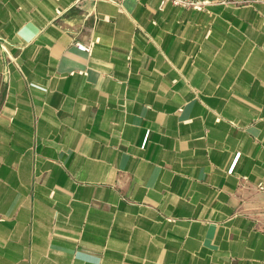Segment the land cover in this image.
<instances>
[{
  "label": "crops",
  "instance_id": "obj_1",
  "mask_svg": "<svg viewBox=\"0 0 264 264\" xmlns=\"http://www.w3.org/2000/svg\"><path fill=\"white\" fill-rule=\"evenodd\" d=\"M196 1L0 0V264H264V0Z\"/></svg>",
  "mask_w": 264,
  "mask_h": 264
},
{
  "label": "built area",
  "instance_id": "obj_2",
  "mask_svg": "<svg viewBox=\"0 0 264 264\" xmlns=\"http://www.w3.org/2000/svg\"><path fill=\"white\" fill-rule=\"evenodd\" d=\"M235 0H227V2H234ZM162 2H169L174 6H183V7H193V8H200L201 2L196 1V0H162ZM75 47L80 50V51H85V52H90L91 51V44L86 45L80 42H75L74 43ZM260 189L262 187L260 186Z\"/></svg>",
  "mask_w": 264,
  "mask_h": 264
}]
</instances>
